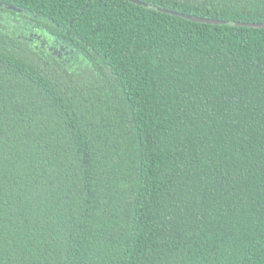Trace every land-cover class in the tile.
<instances>
[{"label":"trees","instance_id":"16d2710c","mask_svg":"<svg viewBox=\"0 0 264 264\" xmlns=\"http://www.w3.org/2000/svg\"><path fill=\"white\" fill-rule=\"evenodd\" d=\"M140 1L264 23V0ZM0 16V264H264V27L129 0Z\"/></svg>","mask_w":264,"mask_h":264},{"label":"rangeland","instance_id":"374dc122","mask_svg":"<svg viewBox=\"0 0 264 264\" xmlns=\"http://www.w3.org/2000/svg\"><path fill=\"white\" fill-rule=\"evenodd\" d=\"M1 18L2 16H0V19ZM16 30L21 37L27 38L36 46L53 52L69 66L73 65L78 58L77 53L65 44L50 39L44 33H40L39 28L31 20L25 19L21 21L19 25H17Z\"/></svg>","mask_w":264,"mask_h":264},{"label":"water","instance_id":"95a60500","mask_svg":"<svg viewBox=\"0 0 264 264\" xmlns=\"http://www.w3.org/2000/svg\"><path fill=\"white\" fill-rule=\"evenodd\" d=\"M129 1L135 2V3L140 4V5L153 7V8H156V9L162 11V12L170 13V14H173V15H178V16L184 17L186 19L195 21V22H204V23H210V24H228V25H235V26L236 25H244V26H251V27H258V28L264 27V23H248V22H239V21H223V20H218V19L194 17V16H191V15H185V14H182L180 12L172 11V10H169V9H166V8L152 6V5H149V4H147V3L143 2V1H140V0H129Z\"/></svg>","mask_w":264,"mask_h":264}]
</instances>
